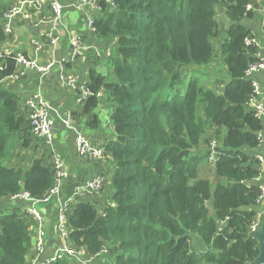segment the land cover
<instances>
[{
    "label": "trees",
    "instance_id": "trees-1",
    "mask_svg": "<svg viewBox=\"0 0 264 264\" xmlns=\"http://www.w3.org/2000/svg\"><path fill=\"white\" fill-rule=\"evenodd\" d=\"M252 3L98 2L102 16L94 28L99 39L115 45L109 60L115 81L92 69L86 85L92 96L80 114L95 126L98 96L108 95L116 140L105 147L116 167L114 194L100 212L97 203L71 206L72 249L89 256L107 252L114 264H251L258 257L251 227L260 214L256 154L264 125L249 107L253 80L247 71L261 52L246 42L254 38L244 24L254 17ZM14 5L0 0V46L9 39L2 20ZM219 8L229 22L220 55L230 81L217 93L192 77L182 94L183 70L213 63L214 40L223 33ZM17 72L16 55L0 54V201L24 192L44 200L56 181L52 164L35 159L29 169L6 165L19 135L25 134L24 145L34 139L19 96L2 85ZM30 231L26 209H0V264H26Z\"/></svg>",
    "mask_w": 264,
    "mask_h": 264
},
{
    "label": "crops",
    "instance_id": "crops-1",
    "mask_svg": "<svg viewBox=\"0 0 264 264\" xmlns=\"http://www.w3.org/2000/svg\"><path fill=\"white\" fill-rule=\"evenodd\" d=\"M13 1L16 2V0ZM59 1L64 6L62 20L55 21L54 15L48 8L40 12L26 10L14 18L9 39L0 46V54L22 55L29 60H35L39 66H52L46 74H42L36 69H30L25 78L19 81L8 78L2 83L7 89L19 96L22 111L27 110L26 101L39 94L52 107L50 118L53 121L51 146L40 140H35V138L31 139L29 135L27 136L30 138L29 143L24 145L26 143V138H23L25 134H22L24 136L19 135L18 145L6 165L10 168L29 169L35 159H44L47 164L53 165L54 157H56L63 161L64 168L68 173L61 197L57 202L56 200L53 201L54 204L53 202L45 204L40 208L41 211L45 209L42 213L44 215L47 250L41 256V259L44 260L50 257L60 246L58 236L60 205L70 197L78 198V201L97 203V207L105 208L106 205H110L114 194L111 183L116 168L110 159L96 161L81 157L76 146L78 134L83 135L95 146H105L108 142L116 140L109 113H106L105 123H108V127H111L112 130L106 128V125H102L101 120L95 126L89 125V116L80 114L82 103L78 102L80 94L78 88L88 84L90 71L92 69L97 70L99 74L104 75L102 71L111 66L109 60L116 53L112 41L99 39L96 32L90 28V22L96 21L102 16L98 6V2L101 0H87L85 3L83 0ZM102 1L112 5L106 0ZM250 11L254 17L247 19L244 24L263 48L264 0H253ZM224 20L228 22L227 18ZM228 26L229 22L227 28ZM74 40L80 44V49L76 54H74L72 47ZM35 43L41 45L40 51L36 50ZM262 54H264V48ZM213 63L207 66L210 72H212ZM221 72H226L225 66ZM213 73H220V70L213 68ZM253 80L264 88V70L258 72ZM227 84L222 85V88ZM98 97L101 99L99 107L105 111L107 102L103 101V92ZM68 116H73L72 128H68L64 123ZM29 148L31 150H28ZM19 150H22V153H19ZM258 152L264 156V143L257 150ZM261 168V176L255 183L259 187H264V164ZM100 175L105 176L107 181L101 196L94 198V195L86 189V185L88 181ZM109 186L111 190L108 189ZM29 206L30 203H22L12 197L0 201V209L4 212H12L17 208L27 210ZM30 222L31 246L26 264H36L37 231L36 225L31 220ZM77 259L81 264H114L115 262V258L107 252L89 256L85 251H81ZM74 260L76 259L69 258L70 264H73Z\"/></svg>",
    "mask_w": 264,
    "mask_h": 264
},
{
    "label": "built area",
    "instance_id": "built-area-1",
    "mask_svg": "<svg viewBox=\"0 0 264 264\" xmlns=\"http://www.w3.org/2000/svg\"><path fill=\"white\" fill-rule=\"evenodd\" d=\"M84 3L87 0H83ZM108 3L113 4V0H106ZM50 9L54 15L55 21L62 20L64 17V6L59 0H16L15 5L5 14L2 23L4 30L7 34L11 32V24L14 18L20 14H23L26 10H32L35 12H40L44 9ZM251 10V6L248 8ZM90 28L92 31H96L94 28V21L90 22ZM264 33V31H263ZM248 45L255 44L261 49V52L257 55L258 62L252 64L247 71V76L253 80L254 76L264 70V54H262V46L260 42L254 37L246 41ZM37 51L41 50V45L39 43L34 44ZM72 47L74 48V54L80 49V44L78 41L74 40L72 42ZM10 55V54H7ZM16 66L18 68L17 74L13 78L15 81H19L25 78L28 70L36 69L42 74H46L48 70L51 69V65L47 67H42L37 64L34 60H29L22 55L16 56ZM253 83V95L249 101V107L254 112L255 116L263 123L264 125V88L260 86L255 80ZM80 89V94L78 97V102L82 103L88 97L92 96V93L83 86ZM25 107L28 112V121L31 128L32 136L35 139H38L44 142L46 145L51 146L53 142L52 136V127L53 121L50 118V113L52 112V107L44 101V99L36 94L28 99L25 103ZM65 125L68 128L73 126V116H68L64 120ZM260 145L264 143V130L259 134ZM76 146L79 155L83 158H88L96 161H105L108 160L106 155L105 146H95L83 135L78 134L76 137ZM213 146L212 149H214ZM256 158L260 161L261 165L264 164V156L258 152ZM213 157L211 158V160ZM53 167L55 170L56 181L54 187L49 191L47 198L44 200H37L32 198L27 192L20 193L18 195L12 196L14 200L21 201L22 203H30V206L27 208V213L30 220L36 225L37 231V241L35 246V259L37 260L36 264H52L58 260H64L65 258L77 259L81 251H76L72 249L71 243L69 240V229L67 227V215L71 206L75 203L80 202L78 198L70 197L63 204L60 205L58 212V236L60 239V246L56 251L48 258L41 259V256L47 250V240L46 232L44 230V215L40 208L37 206L42 204L52 203L54 200H57L61 197L63 185L68 178V173L64 168L63 161L59 158L54 157ZM106 178L104 176H96L93 180L88 181L86 189L90 194L94 195V198L97 197L99 191L104 187ZM262 194L257 202V208L260 211L256 222L251 227V233L257 232L261 228L262 218L264 216V187H261Z\"/></svg>",
    "mask_w": 264,
    "mask_h": 264
},
{
    "label": "rangeland",
    "instance_id": "rangeland-1",
    "mask_svg": "<svg viewBox=\"0 0 264 264\" xmlns=\"http://www.w3.org/2000/svg\"><path fill=\"white\" fill-rule=\"evenodd\" d=\"M224 18H226L225 11L223 9L219 8L218 15H217V21H218V23L220 25V28L223 29V34H221L219 38L214 40V60H213L214 63H213L212 68H211L212 72H210L208 70L207 66L185 68L183 70V84H182V86L180 88V92L182 94L185 92V89L187 87V83H188V81H190V79L192 77L198 79L203 87L208 88L210 90H215L217 93H219V91H221L223 89L222 85H225L226 83H229L230 78H229V75H228V71H227V68H226L223 60L221 59V55H220V53H221L220 52V50H221L220 44L227 38V34L225 33V31L227 30V23L228 22L225 21ZM223 66H225V68H226V72L225 73L221 72L223 70ZM213 68L219 69L220 73L214 74L213 73ZM102 73L105 76H107L109 82H114L115 81V75L113 74L111 66L109 68L106 67V69L103 70ZM103 96H104L103 97V101L107 102L106 110L102 111L100 109V107H98L95 110V114H97L99 116V119L102 121V125H104V126L106 125L107 126L106 128H109L108 127L109 124L105 123L106 113H109V115L112 114L113 113V107L108 103V95L106 93H103ZM164 96H168V95L164 94ZM170 96L171 95H169V97ZM109 129L112 130L111 127ZM36 140H38V139H36ZM202 149H206V146L204 145V143L202 144ZM25 150L27 151V149H25ZM28 150H31V148H29ZM207 150H210V151L213 152L212 148L207 149ZM19 153H22V150H19ZM27 153H29V152L27 151ZM212 157L213 156L210 157V160H211ZM208 171H210V170L208 169ZM211 181L214 184V177L211 178ZM108 189L111 190V187L109 186ZM103 191H104V189L102 188L99 191V193L97 195V198H98V196H101ZM102 209H103L102 207H99L98 211L100 212ZM79 259L74 260L73 264L74 263L81 264Z\"/></svg>",
    "mask_w": 264,
    "mask_h": 264
},
{
    "label": "water",
    "instance_id": "water-1",
    "mask_svg": "<svg viewBox=\"0 0 264 264\" xmlns=\"http://www.w3.org/2000/svg\"><path fill=\"white\" fill-rule=\"evenodd\" d=\"M54 203L55 202H53V204ZM37 207L42 208L43 205L40 204ZM44 210L45 209H42V211ZM252 237L258 241L259 255L251 264H264V216L262 218V224L260 230L257 232H253Z\"/></svg>",
    "mask_w": 264,
    "mask_h": 264
},
{
    "label": "clouds",
    "instance_id": "clouds-1",
    "mask_svg": "<svg viewBox=\"0 0 264 264\" xmlns=\"http://www.w3.org/2000/svg\"><path fill=\"white\" fill-rule=\"evenodd\" d=\"M85 88H86V86H85ZM86 89H87V88H86ZM78 93H80V90H79V89H78ZM90 97H91V96H90ZM88 98H89V97H88ZM88 98H87V99H88ZM87 99H86V100H87ZM83 102H84V101H83ZM83 102H82V103H83ZM105 146H106V145H105ZM105 148H106V147H105ZM105 178H106V177H105ZM105 181H107V180H105ZM103 189H104V187H103Z\"/></svg>",
    "mask_w": 264,
    "mask_h": 264
}]
</instances>
